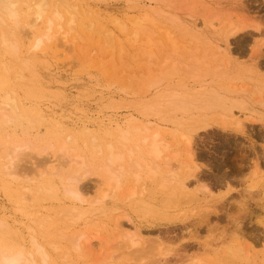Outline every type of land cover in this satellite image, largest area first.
Segmentation results:
<instances>
[{
  "label": "rangeland",
  "instance_id": "374dc122",
  "mask_svg": "<svg viewBox=\"0 0 264 264\" xmlns=\"http://www.w3.org/2000/svg\"><path fill=\"white\" fill-rule=\"evenodd\" d=\"M75 1H79L87 8V14L90 13V17L95 20L96 27L83 30V37L77 40L75 50L70 52L67 50L66 54L58 53L60 55L58 57H52L50 54L46 58L37 59L39 75L37 81L40 89H33L31 93L21 91L22 101L25 102L26 108L33 107L35 110H40L41 114L46 116V120L40 121L37 118L29 122L26 117L16 118L14 121L0 119L2 140L17 139L23 144L26 142L31 145L30 149L25 150L28 152L24 151L25 159L20 163L22 168L25 167L24 171L33 167L51 169L55 172L56 176L52 175V178L56 182L60 196L64 195L65 185L64 179L60 177L62 173L56 171L60 164L59 159L63 163L65 157L58 159L60 152H57L63 144L64 139L61 140V136L64 138L68 133L73 136L69 141L71 143L67 144V156H73V153L83 154L82 157L86 163L84 167L86 170L83 169V171L93 172L82 180L87 189L86 198L94 199L97 192L100 196L102 191L108 188L106 176L102 177L101 174L95 172L100 169L99 164L103 162L104 153L92 146L91 137L97 135L100 142L105 144L108 140L103 138L102 132L105 128L116 122L123 123L129 113H136L133 107L126 105L127 101L131 100L133 91L136 90L130 85L132 77L148 70L146 63L141 62L143 59L146 62L152 61L154 69H161L163 83L168 84L169 82L173 86L186 84L191 87L194 83L191 68L197 63L196 57L198 56L199 60L205 54L209 55L213 52L215 43L212 40L214 41L216 37L215 39L222 41L225 34L231 31L227 22L246 24L247 28L231 37L232 56L236 66L231 67L230 65V70L227 71H230L233 77L240 78L236 79L235 83L238 86L239 84H243L242 87L245 86L242 92L246 94L244 96H248V99L246 97L247 102L256 108L261 106L259 102L264 96V47L258 55L255 50L264 42V0H243L241 3L240 0H155L157 6L160 4L162 9L178 15L182 21L196 20L200 28H204L205 23L213 20L217 25V31L208 33L209 40H207L203 36L184 34L183 29L171 28L179 43V54L175 58H172L174 46L166 39H162L163 45L156 49V55L152 58L143 52L140 53L139 46L136 49L125 42L126 52L121 57L127 63L118 69L114 67L112 60L118 65L119 48L115 54L117 58L111 60L109 55L112 52L110 49L108 51L105 49L103 37H100L99 27H97L98 23L103 24L105 29L110 27L109 30H115L116 38L120 34L123 37L116 21L120 20L129 24V20L139 15L137 9H131L132 3L130 2L139 1L147 4L156 2L154 0ZM156 16L159 17L158 14ZM84 18L83 15H79V22ZM221 22L222 24L218 25ZM164 24L170 26L169 22H164ZM208 59L211 60L212 65L208 64L207 67L213 70L221 62L215 56L212 59L208 56ZM256 61L259 62V66L254 65ZM16 82L21 84L19 81ZM248 114L246 112V116H242L246 124V134L225 128L220 121L217 122L216 118L219 116L217 114L211 117L210 125L200 128L195 136L194 147L197 154H200V163H202L201 184H204L208 190L206 188L207 192L204 191L203 186H196L194 189L198 190L199 197L204 199L201 200L202 204L205 203L211 210L217 211L212 212L213 216L211 214L212 222L209 220V223H201L197 220L198 217H190L189 210L193 209L192 207H195L197 202L189 205L185 199L176 205L165 206L161 201L163 197L161 192L151 195L145 193V197L149 195L147 200L151 198L155 209L153 212L146 213L136 206L134 199L143 197L140 195L142 183H146L144 187L152 189L155 188L158 179L152 177L145 182L138 183L139 194L131 199L128 191L135 185V181L127 174L121 177L123 187L118 190L115 205L119 209L114 212V217L119 216L127 228L134 229L129 223V219H132L133 223L140 226L145 237L149 239V246L161 244L164 250L168 251L165 256L166 264H264V119ZM57 123L60 124L58 125L59 131L65 132L64 134H57L60 133L56 129L55 124ZM166 136L171 144L167 149V154L183 163L188 159L184 139L180 136L175 138L168 132ZM69 151H71L70 154ZM28 167L29 169H26ZM174 169L182 176L187 174L184 164L176 165ZM24 171L19 172L26 174L25 177L20 176L21 182L26 181L27 175H30L29 171L27 173ZM72 171L71 168L70 172ZM18 183L20 182L9 183L6 176L0 175V219H10L11 223L14 220L23 221L22 223L27 225L30 223L28 212L35 214L38 209L42 212L57 210L59 201L50 197L37 200L35 206L29 204L30 206L25 207L28 212L22 211L20 207L24 203L18 197ZM170 189L166 187L165 191ZM205 192L208 193V197L204 196ZM112 200L110 199V202ZM60 224L61 222L58 223L57 220L50 221L49 237L44 240L55 242L57 248H54L53 244H48L53 261L58 260L61 253L68 249L71 250L69 258L72 260L77 258L79 264H97L102 262V259L106 260L107 257L117 256L125 251L124 241H114V231L111 230L112 225L110 224L106 227L102 226L101 229L98 227L101 231L94 226L91 228L95 229L74 226L68 231L64 229L67 233L65 237L59 234ZM81 231H86L95 242L94 251L91 255L89 254L90 257L69 241L75 238L73 235ZM23 236H25L24 239L27 237L25 231ZM144 245L146 244H143V247ZM139 247L143 249L141 244ZM149 248L153 249V247ZM135 253L134 259L133 255H127L133 261L141 260L139 262L141 264L150 259L139 260L140 257ZM82 255L87 256L89 261ZM135 256H137L136 259ZM125 257L121 261L132 264V262L127 263L124 260Z\"/></svg>",
  "mask_w": 264,
  "mask_h": 264
},
{
  "label": "bare ground",
  "instance_id": "6f19581e",
  "mask_svg": "<svg viewBox=\"0 0 264 264\" xmlns=\"http://www.w3.org/2000/svg\"><path fill=\"white\" fill-rule=\"evenodd\" d=\"M154 2L156 3L130 2L132 3L131 9H137L139 15L137 18L129 20L130 25L127 22L116 21L124 38L121 34L116 38L115 30H109L110 27L105 29L103 24L98 23L97 27H99L100 37H103L105 49L107 51L110 49L112 52L109 55L111 60L117 58L115 54L119 48L118 65L112 60L116 69L127 63L121 57L126 52L125 42L133 45L136 49L139 46L140 53L143 52L152 58L156 55V49L163 45L162 39H166L174 46L172 58H175L179 54V43L171 28L183 29L184 34L190 33L191 35H188L196 37L203 36L207 40H209L208 33L217 31V25L213 20L205 23L204 28H200L196 20L182 21L178 15L162 9L160 4L157 6V1L154 0ZM241 2L243 0H240ZM157 14L159 17L156 16ZM79 15H83L84 20L79 22ZM164 22H169L170 26H165ZM227 23L231 31L225 34L222 41L215 39L216 37L214 41L212 40L215 43H212V45L214 44V50L211 48L213 52L209 55H201L203 58L199 60L198 56L196 57L197 63L191 68L194 79L191 87L186 84L173 86L169 82L168 84L163 83L164 78L161 75V69H154L152 61L146 62L142 58L141 62L146 63L148 70L132 77L130 85L134 86L136 90L133 91V96L126 105L133 107L136 113H129L123 123L116 122L107 126L102 132L103 138L108 139L105 144L100 142L97 135L91 137L92 146L104 153L103 162L99 164L100 169L95 171L102 177L106 176L108 180V188L102 191L100 196L98 192L94 199H87L85 196L87 189L82 180L93 172L83 171L86 166L82 157L83 154L73 153V156H67V144L72 140V134L68 133L64 138L61 136V140H64L57 152H60L58 159L62 156V158L65 157L63 163L59 159L60 164H58L56 171L62 173L60 177L64 179V195L62 196L58 193L56 182L52 178L55 172L51 169L33 167L25 172V167L22 168L20 165L25 159L23 157L24 151L31 148L29 143L24 142L25 144H23L17 139L6 138L2 140L0 138V175L6 176L9 183L20 182L17 184L19 187L18 197L25 204L20 209L26 211L25 207L35 206L37 200L42 198L53 197L59 201L55 212H42L41 209H38V212L33 214L26 211L30 215V223L27 225L22 223L23 221L18 222L13 219L14 221L11 223L10 219H0V264H79L77 258L76 260L69 258L70 249L61 253L58 260H52L48 244H53L54 248H57L55 242L48 239L44 241L45 238L49 237V222L52 220L61 222L58 228L60 236L63 237L67 235L64 231H68L74 226H81L83 229H90L94 226L101 229L102 226L112 225L114 241H124V250L127 252L124 251L123 254L107 257L106 260L102 259V262H98L100 264H126L125 261H121L125 257L124 255L127 256L124 259L127 263L137 264L141 261L140 259L150 258L152 259L150 264H166L165 256H167L168 251L166 252L161 244L149 246V239L145 237L146 235L139 228L140 226L133 223L132 219H129V223L134 229L127 228L119 216L114 217V212L119 209L115 205V201L118 190L123 187L121 177L124 174L129 175L135 181V185L128 191L131 199L139 194L138 183L145 182L152 177L158 179V183L152 189L144 187L146 183H142L140 195L143 197L134 199L136 206L146 213L153 212L155 209L151 203V198H149L150 201L147 200L149 195L145 197V193L151 195L161 192L163 196L161 201L167 207L176 205L185 199L189 205L197 202L195 207L191 206L193 209L189 210L190 217L195 216L198 217L199 222L209 223L210 217L214 215L212 212L216 210H211L205 203L202 204L201 200L204 199L200 198L199 191L194 189L196 186H203L204 191H206L207 188L201 184V157L194 147L198 130L209 126L211 117L217 114L219 115L216 118L217 122L220 121L225 128H231L243 134H246V124L242 116L245 117L246 112L264 119V96L261 97L259 102L261 106L258 108L250 105V102H247L248 96H244L246 94L242 92L245 90V86L242 87L243 84L238 86L235 83L236 79L240 78L233 77L231 72L227 71L230 70V65H232L231 67L236 66L232 56L231 37L247 28V25H239L233 21ZM221 24L222 22L218 23V25ZM95 25V20L90 17V13L87 14V8L79 1L0 0V119L14 121L16 118L26 117L29 122L37 118L40 121L46 120V116L41 114L40 110H35L33 107L31 109L26 108L21 96V91L31 93V90L40 89L37 81L39 76L36 65L37 59L46 58L50 54L52 57H58L60 56L58 53L66 54L67 50L69 52L75 50L77 40L83 37V30L94 28ZM40 26L41 28H39ZM263 47L264 42L258 45L255 50L257 55ZM208 56L211 59L214 56L220 59V64L217 68L214 67L216 69L207 67L208 64H211ZM254 65L259 66V62H254ZM209 76L211 79H207ZM16 81L21 84L19 85ZM55 125L59 131L58 125L60 124ZM87 130L89 131V129ZM59 132L57 134L65 133ZM166 132L175 138L180 136L184 139L188 159L184 160L183 163L179 162L178 159L174 160L167 154V149L170 148L171 144L167 139ZM182 164L187 170V174L183 176L175 172L174 169L176 165L181 166ZM71 168L72 172H70ZM20 171L25 173L29 171L28 174L30 175H27L26 181H20V176L23 175L19 173ZM166 187L171 189L165 191ZM206 192L203 194L208 197ZM110 199H113L114 202H110ZM24 231L27 236L25 239L23 238L25 237L23 236ZM73 236L75 238L69 241L80 251L85 252V255H91L95 247L93 238L86 231L78 232ZM103 243H105L104 240ZM140 244L142 247L143 244L146 245L143 249H139ZM149 247H153V249ZM147 248L150 249V252ZM133 251L140 257L138 258L140 261L137 260L136 262V260L133 261L129 258L131 254L134 259ZM163 257L165 260L162 259ZM108 258L110 260H107ZM86 259L89 261L88 257Z\"/></svg>",
  "mask_w": 264,
  "mask_h": 264
}]
</instances>
